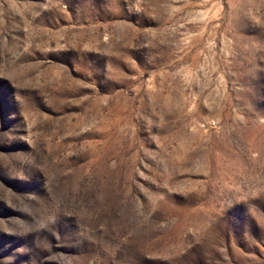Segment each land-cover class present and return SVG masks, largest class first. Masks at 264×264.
I'll return each mask as SVG.
<instances>
[{
    "label": "rangeland",
    "instance_id": "rangeland-1",
    "mask_svg": "<svg viewBox=\"0 0 264 264\" xmlns=\"http://www.w3.org/2000/svg\"><path fill=\"white\" fill-rule=\"evenodd\" d=\"M0 264H264V0H0Z\"/></svg>",
    "mask_w": 264,
    "mask_h": 264
}]
</instances>
